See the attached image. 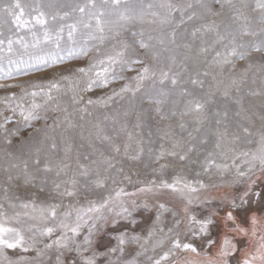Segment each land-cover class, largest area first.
<instances>
[{
  "label": "snow or ice",
  "instance_id": "6c2138e0",
  "mask_svg": "<svg viewBox=\"0 0 264 264\" xmlns=\"http://www.w3.org/2000/svg\"><path fill=\"white\" fill-rule=\"evenodd\" d=\"M213 5H218L220 11H213ZM248 6L247 0H158L148 4L145 9L130 7L129 0H100L99 3L97 0H80L71 6V12H61L59 8L64 5H57L56 0H49L46 4L42 0L27 3L11 0L0 4V14L11 18L18 30L27 29L32 35L31 45L23 37L0 38V61H3L5 53L9 56L16 53L15 45H19L24 52H28L31 47L39 53L29 54L27 60L9 59L7 71L0 67V79H14L13 72L28 75L33 68L42 70L69 60H80L89 57L93 49L96 51L86 66L70 69L69 74L60 75L59 80L33 83L32 91L23 89L20 84H0V88H22L19 100L14 92L0 98V102L6 105L5 110L11 113L5 115L0 111V134L4 143L11 145L14 137L20 136L25 129L33 128V122L47 121V116L41 113L47 112L50 104L54 105L53 111L63 113V120L57 117L52 126L34 129L35 133L43 132L45 140L51 139L49 130L59 127L60 123L66 124L65 131L74 129L76 124L72 120L73 116L79 114L83 120L86 115H91L89 108H108L117 98L124 100L128 97L129 106L132 107L139 95L154 106L153 110L161 121L168 120L177 113L174 110L164 112L162 105L169 92L175 91L184 82L182 76L188 71L189 60L194 61L196 71L194 76L188 77L187 82L202 88L204 81L199 77L211 75L213 87L225 84L224 96L229 95V89L233 86L239 91L238 86L244 82L248 70L256 67L251 62L253 54L264 57V27L254 29L250 26L245 12ZM45 8L56 10L46 12ZM253 10L259 11L258 20L264 24V0H255ZM226 12L228 15L224 18ZM73 13L78 15L73 17ZM70 17L72 23L55 26L56 21H66ZM49 20L53 22L51 26ZM189 23L193 24L190 30L185 27ZM135 24L142 26L139 31L132 29ZM143 25H148V28L145 29ZM37 26L42 31V38L37 34ZM65 29L73 47L67 50V55H62L64 49L61 40ZM154 32L158 35H153ZM125 33H130L136 39L129 41L124 37ZM77 35L81 37L78 46ZM186 36L191 40L185 39ZM244 37L260 39L246 41ZM106 41L113 43L101 51ZM41 45L52 47L45 51ZM237 61H248L247 68L241 70L238 76L233 75ZM200 63L206 64L203 71L199 68ZM258 70L264 72V65L259 66ZM124 73L135 75L126 76ZM217 75L225 77L227 83L225 79L218 80ZM61 81L67 82L68 87L65 88ZM118 81H124L118 89L111 88L103 96L93 98L87 95L86 98V94L96 89H109ZM166 85H170V88L166 89ZM179 94L191 97L185 102L180 115L195 114L197 123H202L205 103L186 88H180ZM250 94L264 95L261 92ZM61 96H68L69 101L62 102ZM26 97L32 98L27 107L23 104ZM37 97L43 102L38 103ZM235 103L243 107L242 98L236 99ZM17 113L20 119L14 120ZM128 114V111L123 113L124 116ZM223 115L226 117L227 112ZM142 116L143 112L137 113V129L141 127ZM104 119L108 120L109 117L105 116ZM111 119L113 123L117 122L116 116ZM261 119L264 120V116ZM13 123L15 127H7ZM216 123L220 124L221 121L217 120ZM89 124L95 129L94 133L89 132V136L108 142L112 151L120 154V146L112 143V137L105 133L99 121H89ZM179 127L183 130L185 124L181 122ZM121 131H127L126 123L121 125ZM243 131L249 133L247 128ZM28 135L32 137L33 132ZM215 135V147L220 149L227 137V129H218ZM127 138L132 141L133 133L127 132ZM165 138L170 141V147L165 148L162 144L154 162L173 158L178 162L194 163L190 157V153L196 150L194 144H182L173 138L170 131L164 133L162 139ZM81 139H84L83 133ZM201 143H207V138L202 139ZM65 144L64 157L59 160L47 154L42 158L41 150L37 148L33 153L30 145L27 146V159L6 153L11 159L8 167L3 169L5 183L11 185L17 182V187L35 191L31 193V200L20 201L17 205L9 200V187H3L4 199L10 208L19 206L21 209H31V212H15L9 217L4 211V204L0 203V264H138L134 258L123 259L127 245L139 246L136 256H144L149 250L155 253L156 249H162L158 256H147L150 264H232L233 257L237 258L236 264H264V186L256 189L260 175L264 174V133L260 135L256 150L235 155L230 164L218 163L216 160V155L221 160H227L228 152L207 153L200 162L202 171L195 173L196 179L189 180L177 174L171 182L166 179L140 182L141 186L133 193L126 192L123 187L114 188V194H109L99 202L88 200L87 206L79 207L69 204L68 210L58 213L60 203H37L41 194L53 198V201L55 198L77 197L80 195L78 177L87 178L91 171H95L80 164L77 157L79 171L69 176L71 165L67 161L72 151L70 138H65ZM130 147V143L124 145V156L128 160H140L143 148L129 154ZM51 149H56L55 142L51 144ZM101 157L92 163L103 165L105 172L114 170L117 175L124 172L123 167H117L119 161L114 162V157L103 156L102 153ZM237 160L241 163H237ZM169 166L162 163L153 171L162 176ZM50 174H54L56 179H50ZM229 174L231 176L227 178ZM202 176L208 178L207 183L200 178ZM214 176L218 177V182L213 180ZM96 177L91 181L95 188H105L108 179H111L112 184H117L116 176L102 179L96 171ZM123 179L131 182L128 175ZM239 185L243 187L238 189ZM225 187L229 191L223 196L212 194V190ZM85 188H88L87 184ZM164 192H170L179 199V211L170 209L159 199L149 203V198H156ZM137 195L145 197L142 204H138L135 199L130 202L123 199ZM16 199L19 200V197ZM254 205H260L259 214ZM153 210L152 227L146 237H141L136 232L139 221L134 214L152 213ZM167 212H171L173 219L165 230L162 218ZM9 220L15 221L18 226H6ZM85 229L86 234L82 235Z\"/></svg>",
  "mask_w": 264,
  "mask_h": 264
},
{
  "label": "rangeland",
  "instance_id": "374dc122",
  "mask_svg": "<svg viewBox=\"0 0 264 264\" xmlns=\"http://www.w3.org/2000/svg\"><path fill=\"white\" fill-rule=\"evenodd\" d=\"M5 2H11V0H0V4ZM27 2H35V0H22V3ZM43 3H48L49 0H42ZM80 2V0H56L57 5H64V7L59 8L61 12H71V6ZM100 0H97L99 3ZM158 2V0H129V6L133 8L144 7L147 8V5L150 3ZM238 2V0H237ZM248 8L245 9L246 14L249 17L251 22L250 26L254 29H259L264 27V24H261L258 20L260 15L259 11H254L255 8V0H247ZM123 7V5H122ZM56 9H48L45 8L44 11L52 12ZM213 11H220L218 5H213ZM34 15V14H33ZM78 13H73V17L77 16ZM228 13H225L226 18ZM29 19V17H25ZM209 19H217L218 17H209ZM73 19L70 17L66 21H56L55 26H59L61 23H72ZM50 26L53 24L51 20H49ZM142 26L140 24H135L132 26V29L135 31H139ZM145 29L148 28V25H143ZM189 30L193 27L192 23L185 25ZM37 34L42 38V31L37 26L36 28ZM0 32L3 33V36L0 38L7 39L8 37L20 38L23 37L24 40L31 45L32 43V35L27 29H17L15 24L12 22L11 18L0 14ZM153 35H158V33H153ZM124 37L129 41L136 39L132 37L130 33H125ZM185 39L191 40L190 37L186 36ZM246 41L250 40H259L260 37H244ZM77 46L81 42V37L77 35ZM179 40V37H178ZM112 41H106L104 45L101 46V51L109 48ZM198 44V41L196 42ZM16 49V53L9 56L7 53L4 54L3 61H0V67H2L5 71L9 68V59L18 61L23 58L27 60L29 54H39L38 50H34L29 47L28 52H24L19 45L14 46ZM51 45H41L45 51L51 49ZM61 47L64 51L61 53L62 55H67V50L73 47L72 42L68 40L67 29H65L63 33V39L61 40ZM195 47V45H194ZM183 51V50H181ZM96 55L95 49L91 53H89V57L81 58L80 60H69L64 64H58L55 67H44L42 70H37L35 68L29 70L28 75H24L23 73L13 72L14 79L4 80L0 79V84H20L23 89L28 91H32L31 84L40 82L45 83L50 79L59 80L60 75L69 74V70L74 67L86 66L88 63V59L94 57ZM211 59V56L208 57ZM203 61V57L200 58ZM256 67L248 70L247 77L244 82L239 84V91L236 90V87L233 86L229 89V95L226 97L223 95L225 90V84H220L219 87H213L212 76L204 77L200 76L199 78L204 81L203 87L201 88L199 85H192L187 82L188 77L190 75L195 74L196 68L193 60H189L188 63V71L185 72L182 76V80L184 81L175 91L169 92V95L165 98V103L162 105L164 112L169 113L170 111H175L177 113L176 116L170 117L168 120L161 121L159 117L156 115L153 105H150L146 100H142L138 95L134 101V105L132 107L129 106L128 97H125L124 100L113 101L108 108H89V112H91L90 116H85L83 120L79 118V114L72 117L73 122L76 124L74 129H66V124L60 123L59 127H55L50 129L48 135L51 139L45 140L43 132L35 133V128L44 129L46 126H52L53 122L57 120V117L60 120H63V113L58 111H53V104L49 105V110L47 112H42L41 115L47 116V121L40 120L33 122V128L25 129L21 132L20 136L14 137L11 145H6L3 140L2 134H0V203L4 204V211L7 216L11 217L15 212H31V209H21L17 206L15 209H12L8 206V203L4 199L3 187H9V200L12 203L19 205L20 201H29L33 197L31 193L35 191V189L17 187V182H13L11 185L5 183V173L3 169L8 167V161L11 159L6 155V153H12L13 157H20L22 159H27V146L30 145L33 153L37 148H39L40 155L43 158L45 154L50 156L55 160L62 159L64 157V148L66 147L65 138H70L72 151L69 154L68 163L71 165L69 169V176L72 175L74 171H79L77 166V157L79 158V163L83 165H87L89 169H93L95 171H91L87 178L78 177L80 183L78 185L80 189V195L73 198H63L62 200L59 198L45 197L41 194L40 199L37 200L39 204L41 201H46V203L56 202L60 203V208L57 209L58 213H62L68 210L67 206L69 204L75 205L77 207L83 205L87 206L88 200H96L97 202L101 201L104 197L109 194H114L112 189L123 187L126 192L133 193L136 192L137 188L141 186L140 182L147 183L152 179H166L169 182L173 179V177L177 174L186 176L187 179L193 180L196 179L195 173L198 171H202L200 162L203 161L207 153L212 152L214 154H218L221 151L228 152V159L221 160L219 155H216V160L218 163L226 162L231 163L232 158L235 155H238L241 152H251L257 149L258 141L261 133H264V120L261 119V116H264V95H251L253 92H261L264 93V72L258 70L259 66L264 65V57H262L258 53L253 54V58L251 61ZM248 61H237L236 62V72L233 75H239L241 70L247 68ZM14 68L15 65H12ZM206 64L200 63L199 68L201 71L204 70ZM216 75L215 72H213ZM126 76L135 75V73H124ZM227 76V70H225V77ZM225 77H221L217 75V79H225ZM62 85L67 88V82L61 81ZM124 81H118L117 83L110 86L109 89H96L93 93L86 94L93 96H103L110 92L111 88H119ZM225 83H227L225 79ZM22 88H0V98H5L9 96L11 93H15L17 99L19 100L22 95ZM166 89L170 88V85L165 86ZM180 88H186L190 93H194L201 102L205 103V109L203 116L205 117L202 120V123H197L195 114L188 116H181L180 113L184 110L185 102L190 99L189 96H181L179 94ZM56 95V93H53ZM242 98V105H237L235 103L236 99ZM31 97H26L23 100V104L27 107L31 102ZM61 101L67 103L69 101L68 96H61ZM38 103H42V99L40 97L36 98ZM13 106H15V101L12 102ZM6 105L0 102V111H3L5 115H11L9 111H6ZM71 110V109H70ZM128 111V115L124 116L123 113ZM143 112V116L141 117V127L137 129L135 124L137 123V113ZM227 112V116L225 117L223 114ZM240 115H237V113ZM119 113L117 116L116 114ZM108 116L109 119L105 120L104 117ZM113 116H116V123H113L111 119ZM19 114L17 113L14 116V120H19ZM217 120H220L221 123L217 124ZM89 121L92 123H96L99 121L101 126L104 128V131L107 135L112 137V143L115 145H119L121 148L120 154H116L112 151V146L108 142L96 140L94 136H89V132H95V129L91 127ZM183 122L185 124V128L183 130L180 129L179 124ZM127 124V131H121V125ZM16 125L10 124L7 127L13 128ZM83 126V127H81ZM170 126V127H169ZM200 131H197V129ZM227 129V137L225 141L222 142L221 148L217 149L215 147L216 144V131L219 129L223 131ZM244 128L249 130V133H245L243 131ZM170 131L173 133V138L180 140L182 144L190 143L196 146V150L190 153V157L194 163L189 164L188 162H178L173 158H167L165 160H161L160 162H154L155 155L160 151V147L163 144L165 148L170 147V141L168 139H162L165 132ZM29 132H33V136L29 137ZM127 132L133 133V140L128 141ZM63 133V135H62ZM81 133H83L84 139H81ZM189 133L192 135L189 136ZM207 138V143H201V140ZM140 141L141 143H137ZM56 143V149H51V144ZM91 142V143H90ZM126 143H130L131 147L129 148V154H134L139 148H143V155L140 160L132 161L128 160L124 156V145ZM231 150V151H229ZM101 153L103 156H112L114 157V162L119 161L117 163V167H123L124 172L117 175L114 170H109L107 172L104 171V166L100 164H93V160L99 161L102 159ZM88 159H85V157ZM166 163L170 166L165 170L164 174L161 176L159 173L154 172L153 169H158L160 164ZM237 163H241L240 160H237ZM96 171L99 172L100 178L116 176L117 184H112L111 179L105 181V188H95L91 185V181L96 179ZM128 175L131 177V182L128 180H124L123 177ZM231 174L227 178H230ZM64 177H61L63 179ZM208 182V178L206 176L200 177ZM50 179H56L54 174H50ZM213 180L218 182V177H213ZM88 185V188H85V185ZM264 186V174L260 175V180L257 182L256 189L259 190L260 187ZM51 187V185H49ZM243 185L237 186V188H242ZM229 191L228 188H221L219 190H212V194L216 196H223L225 193ZM19 197V200L16 197ZM126 201H131L135 199L138 204H142L145 197L143 195H137L134 197H123ZM154 199H159L160 202H163L174 211H179L181 204L179 199L170 192H164L160 194L156 198H149V203L154 202ZM254 209L257 210L259 214L260 205H254ZM139 221V225L136 228V232L141 235V237H146L149 229L152 227V222L154 220L155 210L152 213H144L137 212L134 214ZM163 222L165 224V230H167V226L171 225L172 222V214L171 212H167L163 216ZM6 226H18L15 221L9 220L6 222ZM86 234V229L82 230V235ZM107 241V237H105ZM115 244V241H112ZM243 246V245H241ZM150 248V245H149ZM167 248V245H165ZM139 250L138 245H127L125 248V255L123 259H136L138 264H150L147 260V256H158L162 252V249H156V252L153 253L149 250L144 256H136V251ZM10 254H12L10 252ZM30 255H35V253H31ZM239 255V254H238ZM103 259V258H102ZM236 257L232 258V264H236Z\"/></svg>",
  "mask_w": 264,
  "mask_h": 264
}]
</instances>
